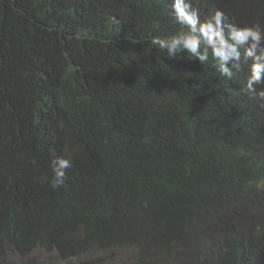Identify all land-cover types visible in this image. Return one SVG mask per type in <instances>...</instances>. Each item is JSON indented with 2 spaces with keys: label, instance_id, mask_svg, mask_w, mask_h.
<instances>
[{
  "label": "trees",
  "instance_id": "1",
  "mask_svg": "<svg viewBox=\"0 0 264 264\" xmlns=\"http://www.w3.org/2000/svg\"><path fill=\"white\" fill-rule=\"evenodd\" d=\"M191 2L264 26V0ZM170 7L0 0V264L133 245L123 264H264V107L247 65L228 79L151 44L181 30Z\"/></svg>",
  "mask_w": 264,
  "mask_h": 264
},
{
  "label": "clouds",
  "instance_id": "2",
  "mask_svg": "<svg viewBox=\"0 0 264 264\" xmlns=\"http://www.w3.org/2000/svg\"><path fill=\"white\" fill-rule=\"evenodd\" d=\"M170 4L173 21L181 30L167 38L153 37L151 44L166 52L170 60L186 53L200 66L214 61L213 67L218 66L221 75L228 79L247 65L248 75L241 92L258 98L264 107V26L259 22L238 26L220 10L202 20L191 0H170ZM190 96L196 98L199 94L194 90ZM50 166L53 172L51 187L59 189L65 183L67 171L73 168V161L61 156ZM133 246L139 248V253L143 250L139 245Z\"/></svg>",
  "mask_w": 264,
  "mask_h": 264
},
{
  "label": "rangeland",
  "instance_id": "3",
  "mask_svg": "<svg viewBox=\"0 0 264 264\" xmlns=\"http://www.w3.org/2000/svg\"><path fill=\"white\" fill-rule=\"evenodd\" d=\"M139 254V248L135 246H126L113 252H97L92 251L87 255L79 258H72L67 261L61 260L55 252L48 253L42 248L33 251L29 257L42 262L43 264H123L133 261ZM9 258L15 262L22 264L27 258H22L15 253H11ZM174 259L171 258V262Z\"/></svg>",
  "mask_w": 264,
  "mask_h": 264
}]
</instances>
